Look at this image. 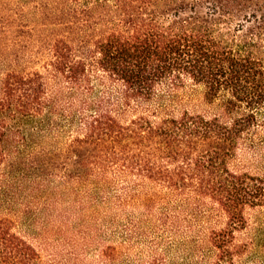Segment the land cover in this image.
<instances>
[{
	"label": "trees",
	"instance_id": "16d2710c",
	"mask_svg": "<svg viewBox=\"0 0 264 264\" xmlns=\"http://www.w3.org/2000/svg\"><path fill=\"white\" fill-rule=\"evenodd\" d=\"M54 18L25 36L0 0V167L50 140L101 245L47 251L0 216V264L243 263L264 212V0H61Z\"/></svg>",
	"mask_w": 264,
	"mask_h": 264
},
{
	"label": "rangeland",
	"instance_id": "374dc122",
	"mask_svg": "<svg viewBox=\"0 0 264 264\" xmlns=\"http://www.w3.org/2000/svg\"><path fill=\"white\" fill-rule=\"evenodd\" d=\"M10 7L22 9L28 36L32 27L37 30L55 24L54 11L61 0H2ZM15 48L6 54L9 56ZM13 60L9 56L8 64ZM22 139V138H21ZM19 138V140H21ZM49 141L38 139L33 145L15 147L7 166L0 167V216L12 219L17 230L31 240L38 239L47 251L54 249L55 239H70L85 231L92 246L89 255L101 245V226L97 216L70 205V191L59 188L60 173L47 162L45 149ZM257 244L241 264H264V212L255 215ZM79 249L82 245L77 244ZM59 249V248H58ZM46 251V250H45ZM82 251V250H81ZM74 261H76L74 259ZM83 261V260H82ZM85 263H90L85 260Z\"/></svg>",
	"mask_w": 264,
	"mask_h": 264
}]
</instances>
